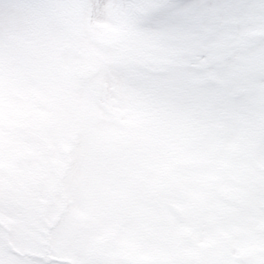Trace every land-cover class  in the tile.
Wrapping results in <instances>:
<instances>
[{
	"label": "snow or ice",
	"instance_id": "obj_1",
	"mask_svg": "<svg viewBox=\"0 0 264 264\" xmlns=\"http://www.w3.org/2000/svg\"><path fill=\"white\" fill-rule=\"evenodd\" d=\"M0 264H264V0H0Z\"/></svg>",
	"mask_w": 264,
	"mask_h": 264
}]
</instances>
